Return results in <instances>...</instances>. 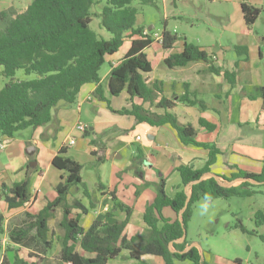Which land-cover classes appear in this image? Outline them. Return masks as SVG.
<instances>
[{
    "label": "trees",
    "instance_id": "1",
    "mask_svg": "<svg viewBox=\"0 0 264 264\" xmlns=\"http://www.w3.org/2000/svg\"><path fill=\"white\" fill-rule=\"evenodd\" d=\"M3 0H0V9ZM215 2V0H208ZM138 3L135 6V3ZM158 0H32L27 9L16 13L10 20L5 12L0 11V76L8 82L0 90V134L4 138L13 139L19 133L45 127L53 120V113L61 104L73 106L77 103L81 89L89 84L99 85L96 90L98 99L110 107V101L104 96L101 87L102 70L110 64L109 59L119 53L126 39H133L132 46L125 58L118 66L111 69L109 76V92L112 97H119L126 92L131 101L135 98L144 104H149L163 113L157 114L145 110L142 106L132 105V108L116 112L119 115L133 116L139 124L150 126H171L185 146L199 147L208 150L205 167L195 169L192 166L181 165L177 168L182 186L185 188L193 182L200 181L211 173L221 154L214 143H201L197 140L199 131L191 124H181L176 114L177 107L174 99L191 108H198L201 112L209 110L201 94L191 91L189 84L184 85L185 93L169 100L164 96V83L155 81L149 85L146 75L153 72V65L149 59L148 50L156 42L154 28L146 33L148 28L138 26L140 9L144 6L158 8ZM177 7L178 0H173ZM104 4L101 12L94 13V8ZM243 17L247 26H252L258 20L257 11L252 5L244 2L241 5ZM100 19L99 29L104 30L109 38L93 30V18ZM180 38L167 30L164 22L162 32V47L172 50L179 43ZM240 61L250 60V49L247 45L235 47ZM215 51L208 52L201 46L184 40L183 50L170 55L165 65L170 69L186 68L194 63H206L208 72L220 77L231 87L237 85L240 61L233 69H224L217 65ZM23 71L27 77L33 79L18 80L16 74ZM258 97L262 100L264 111V87L260 89ZM255 100L257 97H251ZM199 126L208 133L217 130V126L205 118H200ZM86 137L90 131L86 132ZM142 160V156L137 157ZM100 162H104L100 159ZM52 166L61 173L55 200H48L46 206L37 214L25 213L26 223L22 227L12 229L9 233L8 252L15 253L13 259L3 256L0 264H45L46 258L35 255L34 262L21 258L19 251L12 246L32 248V243H41L49 250L53 249V239L49 222L55 218V212L62 209L63 217L60 228L64 234L61 242L60 264H109L118 259L124 251L129 252L130 258L140 261L144 256L160 257L165 264H207L197 248L183 253L190 244L186 239L183 243H176L182 239L184 229L179 220V213L184 208L187 193L183 189L171 198L166 193V181L162 179L157 187L154 202L146 207L143 220L149 227V235L137 245L139 237L130 240L126 235L127 226L131 220L133 209L118 200L116 192H112L110 199L104 201L103 206L110 208L99 213L89 229L81 223L83 215L95 211V203L91 192L85 184L82 172L84 167L67 155L62 148L53 159ZM25 180L14 184H0V203L4 202L10 211L25 207L34 199L31 191L30 171ZM37 167L33 170L36 172ZM230 176L218 175L225 182L248 181L264 183V169L261 173H250L239 168ZM235 182V183H236ZM148 184V183H147ZM151 185V184H148ZM250 182H242L238 186L223 187L214 178H205L193 186L189 207L183 215L185 228L193 218L194 207L197 202L231 198H249L256 192ZM81 192L83 198L89 200L87 207L83 199L69 202L72 189ZM99 188H104L99 184ZM102 190V189H101ZM105 195V194H104ZM137 197L140 191L136 192ZM170 208L175 214L174 221L163 216V211ZM78 212V213H74ZM119 213L125 214L124 220H119ZM256 226H264V212L255 215ZM243 233H249L241 222L235 226ZM6 218L0 212V237L6 235ZM35 232V234H34ZM254 233L253 235H255ZM264 238V237H263ZM172 245V249L170 245ZM0 239V251H2ZM33 255L30 254V258Z\"/></svg>",
    "mask_w": 264,
    "mask_h": 264
},
{
    "label": "rangeland",
    "instance_id": "2",
    "mask_svg": "<svg viewBox=\"0 0 264 264\" xmlns=\"http://www.w3.org/2000/svg\"><path fill=\"white\" fill-rule=\"evenodd\" d=\"M31 2L32 0H3L0 11L7 14V18L3 17L4 20H10L16 13L26 10ZM157 3L158 8L144 6L140 9L138 17L139 25L148 29L153 27L156 34L162 35L164 22H166L167 30L180 38L178 48H182L185 40L188 43L201 46L208 51H215L220 57V64L226 69H233L235 63L241 60V57L235 51L236 46L245 45L247 42H254L253 38L256 41V45L252 43L254 53L251 55V58L253 60L248 65L242 63V66H239L238 75L240 82L228 97L230 99L229 113L225 111L226 104H228L225 97H223L221 102L219 99L213 97L210 100L207 98L203 99L207 106L213 107L209 112L211 115H214V119L210 120L219 126V131L222 133L213 135L206 134L205 131V136L201 134L197 138L198 141L212 143H215V140H217L221 144L235 142L237 144L235 146L236 151L240 155L246 154L250 158H256L258 153L264 150V132L260 130L261 127L252 121L242 126L239 123L245 119L244 110L246 107L243 105L244 97H257L260 89L264 87V7H260L261 13L256 23L246 28L240 16V9L235 6L234 0L215 2H209L208 0H178L177 7L174 5L173 0H158ZM137 5L138 3L136 2L135 6ZM103 6V3L100 6H96L93 10L94 13L101 12ZM99 25L100 19L94 17L92 23L93 30L109 38V35L104 30L99 29ZM147 32L149 33V30ZM258 44L261 48L262 57H260L258 47H255ZM161 46L162 44L155 45L149 51L150 61L154 69V73L151 74L152 76H148L149 82L153 81L154 76L160 78L164 70L167 69L164 61L159 58L160 54H162ZM206 68L205 66L200 71L204 72L207 70ZM108 69L109 66L106 65L104 71ZM177 71L167 70V73L170 76L173 74L174 78H179L180 74ZM203 75L200 78L215 80V76L212 74ZM16 78L18 80H25L33 79L34 76L27 77L23 71H18ZM7 82L6 78L0 76V90ZM150 83L152 85V82ZM167 91L170 93V88H167ZM172 92L174 91L172 90ZM111 101V108L114 112H117L115 110L120 104L124 103V98L120 96ZM181 105L176 110V113L181 117L182 121L187 123L194 120L196 114L191 118H187V109L185 108L187 106ZM91 107L90 104L86 105L80 116L82 119L81 123L87 126L90 131V136L88 137L90 141L105 137L115 125L123 126L129 119V117L119 114H116L112 118H106L105 114H100V110L95 111ZM144 109L150 112L156 111L155 109H151L150 106H144ZM111 119L116 121V123L114 122L115 125L113 124V127L106 128V125H111L112 122L109 121ZM98 120L102 121L100 127L97 123ZM147 125L149 128L150 125ZM92 128L96 130L93 132L91 131ZM146 129L147 127L140 126L131 135L132 137H135L138 133L143 135ZM85 134L84 136H86ZM77 138L78 146L71 147L68 155L72 160L78 161L84 167L82 177L91 192L92 199L96 200L98 196L101 197L98 184L102 181L107 187L116 190L118 200L126 206L133 208L135 212L144 210L147 205L153 202L157 196L156 185L162 179H165L164 174L166 170L172 168L176 162V160L165 158L159 152L154 151L156 156L152 165L153 167L147 166V168H142L137 162L138 159L133 158L134 154L137 153L135 145L125 150L123 152L124 157H119V159L115 158L114 152L104 153L99 150L96 156H92L87 143L83 141L86 137L78 135ZM175 140L179 144L178 140ZM202 149H198L197 153ZM253 151L254 153H252ZM32 156L33 166L31 163L29 164V167L32 168L30 171L31 191H39L40 196L44 195L49 199L56 198V188L61 182V173L52 165L48 166V164L39 163L34 158V155ZM99 157H105L106 161L104 163L98 162ZM242 159L243 161L247 160L246 158ZM143 161L144 159H142ZM255 162L260 165L261 161L256 160ZM38 163L39 166H37ZM36 166L38 170L43 172V176H45L43 181L36 176V172L33 170ZM226 175L230 176V173ZM175 178L174 173H172L169 179H165L169 185V192L172 191L169 180L174 182ZM150 180L155 183L148 185V181ZM223 182L228 184L225 181ZM241 183L242 181H238L234 184H228V186H238ZM251 189L256 193L249 198L207 200L208 209L203 214L201 204L205 200L196 203L193 218L187 229L188 240H192L198 244L196 248L201 255L204 252V259L207 264H264V226L258 228L255 222L256 213L264 212V186H256ZM137 191L143 192V197H137ZM71 192L72 194L69 197L70 203L75 199H83L82 194L76 188H73ZM85 200L88 207L89 200ZM30 207L27 206L25 209L10 211L5 204L0 206V212L6 218L7 231L5 236L0 237L3 247L2 251H0V261L4 255L13 259L15 253L8 252L7 250L10 243L8 236L12 229L25 225V213L30 212L28 210ZM39 209V207L34 208L32 213H37ZM55 214L54 220L50 221V239L54 241L52 250L40 248L47 246L38 242L32 243L29 246L32 248L26 249L14 245L11 249L18 250V255L30 262H34L36 259L34 258L35 255H39L40 257L48 258L45 264H59L61 250L59 239L64 234L63 229L60 228V222L63 217L62 209H58ZM93 216L92 211L88 215H83L80 224L84 228L87 227ZM163 216L165 218H176L175 213L170 208L164 210ZM238 222H241L249 233H243L240 229H235ZM254 233L256 234L253 235ZM30 254L33 255V258H30ZM121 259L122 256L119 260L121 261Z\"/></svg>",
    "mask_w": 264,
    "mask_h": 264
},
{
    "label": "crops",
    "instance_id": "3",
    "mask_svg": "<svg viewBox=\"0 0 264 264\" xmlns=\"http://www.w3.org/2000/svg\"><path fill=\"white\" fill-rule=\"evenodd\" d=\"M215 1H226V0H215ZM244 2L248 3L249 5H252L257 10L256 15L259 17V14L261 13V10L259 9L260 7H264V0H234L235 6L240 9L239 12H240L241 19L245 23L243 13H242V8H241V5ZM137 25L141 26L139 25V20L137 21ZM245 25L247 28L246 23ZM132 40L133 39H126L125 44L121 48L119 53L109 59L110 64H107L109 66V69L107 71H104V68H103L102 70V81L100 85L104 92V96L109 99L110 103L112 102L111 101L112 99L118 98V97H112L109 92V76L111 73V69L118 66L119 63L122 61V59L126 57V55L128 54L132 46ZM253 41L254 42H247L245 44L250 49V60L248 62L240 61V66H242V63L245 65H248V63H250L253 60V58H251V55L254 53V50L252 49L253 47L252 43L256 45V41L254 40V38H253ZM159 42L161 41L156 40L153 46L161 44ZM152 47L148 50V54H149V51L152 49ZM255 47H258L260 57H262L261 48L259 47V44ZM203 49L207 50L205 48ZM182 50H183V46L182 48H178V44L174 49L168 50V51L164 50L163 47L161 46L162 54H160L159 58L165 63V60L170 55L175 54V53H180ZM208 52H211V51H208ZM216 57H217V65L220 67H223L222 64H220V57L218 56V54ZM149 59H150V54H149ZM205 66L207 67L206 68L207 70L204 72L200 71V70H203ZM223 68L226 69L225 67ZM167 70L169 71L178 70L177 72H179L178 74H180V77L174 78L173 74L170 76L169 73H167ZM153 73H154V69H153L152 74ZM204 73L205 75H203ZM209 74L211 73L208 72V65L206 63H194L186 68L170 69L167 67V69L164 70L163 75L160 78L154 76L153 81L154 82L160 81L164 83V96L167 97L169 100L173 99L175 95H177V97L182 96L185 93V89H184L185 84H189L191 86L190 88L191 91L199 92L201 94L202 100L204 98H207L210 100V98L213 97L215 99H219L221 102L223 97H225L228 103L226 104L227 107L225 111L229 113L230 99L228 97L235 90L237 85H239V82H240L239 75L237 76V85L235 87H231L226 82H224L220 77L213 75V74L212 75L215 76V80H204L203 78H200L201 75L206 76ZM148 76L149 75H146L148 84L150 85L151 84L150 82H152L153 84L154 83L153 81H150V82L148 81V78L152 75L150 74V76L149 77ZM98 86L99 85H96V84H89V85L84 86L81 89V92L78 96L77 103L73 106H67L65 104L59 105L53 113L52 122L45 127H41L33 131L27 130L25 132H21L13 139L4 138L0 134V184H7L11 186L12 184L16 182H21L25 180L27 173H28V166L30 163L33 162V161L31 162V157L33 156L30 157L26 153L27 149L31 147L35 148L33 155H34V158L38 160L39 163L48 164V166H51L53 159L58 155V153L60 152L62 148L67 150V155H68L71 147L78 146L77 136L80 135V136L86 137L84 136V134H81L76 130L77 125L81 123L82 121L80 116L83 113V110L86 105L90 104L92 106L91 109L95 111L100 110V114L101 113L105 114L106 118H112L116 116L117 113L114 112L112 108H111L112 110L108 109L107 104L100 101L98 97L96 96V90ZM167 88H170V91H171L170 93L167 91ZM172 90L174 92H172ZM206 90H209V91H206ZM120 96H123L124 103L118 106V108L115 110L117 112L123 109L130 110L133 104L137 106H142L143 108L144 106L145 107L150 106L149 104H144L141 100L137 98L131 101L130 96L126 92L122 93ZM251 97L252 96H249L248 98L244 97L243 105L244 107H246L244 110L245 119L243 122H240L239 125L242 126L252 121L256 123L259 127H261L260 130L264 132V111L262 110V100L258 96L257 98H255V100H252ZM174 101L177 103V107L175 108L173 113L176 114L181 124H188V123L193 124L196 127V129L199 131V136H201V134L205 136V130L199 126L200 118H205L206 120H208L209 122L217 126V130L215 132L213 133L206 132V134L219 135L222 133L221 131H219V126L210 120V119H214V115H211L209 112L212 110L213 107L207 106L209 110H207L206 112H201L197 108H191L186 105L187 107L185 108L187 109V113H186L187 118H191L194 114H196V116L194 120H192L191 122L184 123L181 117H179V115L176 113V110L182 106L181 105L182 103H179L177 99H174ZM110 107H111V104H110ZM151 109H155V108L151 107ZM152 113L162 114L163 112L160 110H156L155 112H152ZM127 117H129V119L126 121V124L123 126H117L115 125L116 121H113L112 119L109 120L112 123L111 125H106L107 126L106 128L113 127L112 126L113 124L115 126L113 127L112 130L109 131L108 135H105V137L103 138H97L95 141H90L88 139L90 135L84 138L83 141L87 143L89 152L91 153L92 156H96L98 153V150L104 153L114 152L115 158L119 159V157H124L123 152L125 150L135 145L137 147V153L134 154L133 158H137L139 155L142 156L144 161L143 162L142 160L137 161L142 168L143 167L147 168V166L153 167L152 165L154 163L155 156H156L154 151L159 152L160 155H162L165 158H171L174 161L176 160L174 166L166 170V173L164 174L165 179H169L172 173H174L176 177L174 182L172 180H169L171 187H172V191L170 192L168 189L169 188V185L167 184L168 182H166L167 195L171 198L175 197V195L178 192L182 191L183 189L185 190V188L182 186L181 177L179 173L176 171L177 168L180 167L181 165H188V166L194 167L195 169H202L203 167H205L207 159H208V154H209L208 150L202 149L197 153V150L200 148L183 145L178 138L177 132L169 125H166L163 127L149 126L148 128V125L145 123L139 124L136 121L135 117L133 116H127ZM97 123L99 127L102 125V121L100 120H98ZM140 126L147 127L146 131L143 133V135L138 133L135 137H132L131 133H134L135 129ZM95 130H96L95 128L91 129V131L93 132ZM137 137H141V140L138 141ZM73 139L75 140V144L72 146L70 145V143ZM175 139L178 140L179 144H177ZM5 141L7 143L4 147H2L1 145ZM199 142L212 143V142H205V141H199ZM214 144H216L217 147L220 149L221 154L218 157L217 163L211 169L212 173H215L217 175L227 176L226 174L228 173H230V175L232 173H235L237 171L236 170L237 168L250 172V173H261L263 171L264 169V150L258 153V155L256 156V158L258 159H256V158H250L246 156V154L240 155L236 151L235 146L237 144H235V142H227L226 144H221L217 142V140H215ZM254 151L252 153H254ZM68 157L71 158L69 155ZM242 158H246L247 160L243 161ZM100 159H102L104 162L106 161L105 157H99L98 162H100ZM256 160L261 161L259 163L260 165H258L255 162ZM104 162H101V163H104ZM39 163L37 164V166H39ZM36 176H38V178L41 181L45 179V176H43V172L38 169L36 171ZM148 183L153 184L155 182H151L150 180L148 181ZM99 184H102L104 188H99L101 192L100 193L101 197L98 196V198L94 200L96 210L95 211L91 210L94 216L90 220L87 227H85L86 229H89V227L92 225L93 221L95 220L96 216L99 213L106 212L110 208L109 206L107 207L103 206L106 198L110 199L109 195L112 192H116V195H117L116 190L107 187L102 181H100ZM99 184H98V187H99ZM32 193L35 195L34 199L29 204L25 205V207L31 206L30 208H28V210L30 211L29 213H32V210L37 207L40 208L39 209L40 211L46 206L48 200L50 201L55 200V198L49 199L47 198V196H44V195L40 196L39 191L32 192ZM143 195H144L143 192H140V195L138 197L141 198L143 197ZM117 198H118V195H117ZM82 202L84 203V205H86L85 198H83ZM2 204H5V203L1 202L0 206ZM25 207L22 209H25ZM145 210L146 208L140 212H135L133 209L131 220L126 229V235L129 240L133 237L140 238V240L137 242V245L142 244V240L146 239L149 235V227L145 224L143 220ZM37 213H32V214H37ZM118 218L119 220H124L125 214L119 213ZM167 219L174 221L176 218H167ZM49 225H50V222H49ZM187 239H188V235H187ZM189 243L190 244L187 246L186 250H188L189 247L191 246H193L194 248L198 247V244L192 240L189 241ZM121 256H122V259L120 261L119 258ZM121 256L116 260L110 261L109 264H125L127 262L129 264H165L162 258L155 257V256H144L142 257L140 261L131 259L129 252L127 251H124ZM46 259L48 260V258Z\"/></svg>",
    "mask_w": 264,
    "mask_h": 264
},
{
    "label": "water",
    "instance_id": "4",
    "mask_svg": "<svg viewBox=\"0 0 264 264\" xmlns=\"http://www.w3.org/2000/svg\"><path fill=\"white\" fill-rule=\"evenodd\" d=\"M255 14H257V12H256ZM152 30H153V27H150V28H149V31H152ZM34 151H35V148H34V147H31V148L27 149V152H26V153H27L29 156H32ZM31 165H32V163H31ZM32 166H33V165H32ZM206 177H207V178L210 177V178H214V179H216V181H218V182L220 183L221 186H223V187H227V188L230 187V186H228V184H234V183L236 182V181H235V182H230V183L227 182L228 184H226V183H224L222 180L219 179V176H218L217 174L211 172L210 174L205 175L200 181L193 182V183H191L189 186L185 187V191H186V193H187V200H186V203H185L184 208H183V209L181 210V212L179 213V220H180V222H181V224H182V227H183V229H184V235H183L182 239L176 241V243H183V242H185V240L187 239L188 230L185 228L184 220H183V215H184V213L186 212V210H187L188 207H189V203H190V201H191V197H192V189H193V186L196 185V184H198V183H200L201 181H203ZM238 181H242V182H250V183H252V184H254V185H262V184H264V183H262V182L248 181L247 179L238 180ZM238 181H237V182H238ZM172 245H173V243L170 245V248H171V249H172ZM192 248H194V247H193V246L189 247V249H188V250H185L183 253H186V252L190 251ZM201 256H202V260H203V259H204V254L202 253Z\"/></svg>",
    "mask_w": 264,
    "mask_h": 264
},
{
    "label": "built area",
    "instance_id": "5",
    "mask_svg": "<svg viewBox=\"0 0 264 264\" xmlns=\"http://www.w3.org/2000/svg\"><path fill=\"white\" fill-rule=\"evenodd\" d=\"M146 33H148V32H146ZM155 36H156V40H159V41H162V35H159L158 33L157 34H155ZM154 36V37H155ZM214 59H216L217 60V57H214ZM76 130L79 132V133H81V134H85L87 131H88V127L87 126H85L84 124H82V123H79L78 125H77V127H76ZM137 140L139 141V140H141V137H137ZM6 141L1 145L2 147H4L5 145H6ZM75 144V140L73 139L72 141H71V143H70V145H74Z\"/></svg>",
    "mask_w": 264,
    "mask_h": 264
},
{
    "label": "clouds",
    "instance_id": "6",
    "mask_svg": "<svg viewBox=\"0 0 264 264\" xmlns=\"http://www.w3.org/2000/svg\"><path fill=\"white\" fill-rule=\"evenodd\" d=\"M211 199L210 197H205V202L201 204L202 214L203 212H206L208 209L207 200Z\"/></svg>",
    "mask_w": 264,
    "mask_h": 264
},
{
    "label": "flooded vegetation",
    "instance_id": "7",
    "mask_svg": "<svg viewBox=\"0 0 264 264\" xmlns=\"http://www.w3.org/2000/svg\"><path fill=\"white\" fill-rule=\"evenodd\" d=\"M31 157V156H30ZM31 162H32V160H31Z\"/></svg>",
    "mask_w": 264,
    "mask_h": 264
}]
</instances>
